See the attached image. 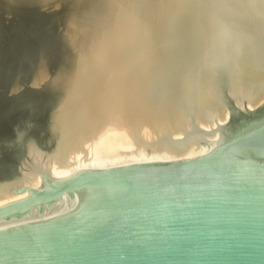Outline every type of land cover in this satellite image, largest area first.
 <instances>
[{"label":"water","instance_id":"1","mask_svg":"<svg viewBox=\"0 0 264 264\" xmlns=\"http://www.w3.org/2000/svg\"><path fill=\"white\" fill-rule=\"evenodd\" d=\"M0 264H264V0H0Z\"/></svg>","mask_w":264,"mask_h":264}]
</instances>
